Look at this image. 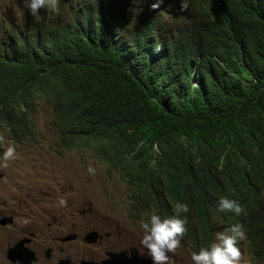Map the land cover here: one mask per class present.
Masks as SVG:
<instances>
[{
  "label": "trees",
  "instance_id": "16d2710c",
  "mask_svg": "<svg viewBox=\"0 0 264 264\" xmlns=\"http://www.w3.org/2000/svg\"><path fill=\"white\" fill-rule=\"evenodd\" d=\"M98 1L0 19V126L33 141L43 101L61 150L93 148L120 173L133 217L187 204L183 242L198 248L213 216L236 220L219 199L236 200L264 260V0H195L170 46Z\"/></svg>",
  "mask_w": 264,
  "mask_h": 264
},
{
  "label": "clouds",
  "instance_id": "9594fccd",
  "mask_svg": "<svg viewBox=\"0 0 264 264\" xmlns=\"http://www.w3.org/2000/svg\"><path fill=\"white\" fill-rule=\"evenodd\" d=\"M61 1L63 3H66L67 0ZM194 1L195 0H100L98 2H100L103 6L106 3H111L112 6L114 4V9L124 7V12H118L117 10L115 12L121 13V15L125 14L124 16L128 17L129 21H131V23H133V26L138 30L149 31L153 34H158L160 31L164 30L165 32L159 39V42L163 41V45H165V42H168L170 46L180 40L182 31H184L186 29V26L190 24V17L193 14V11H190V9ZM217 1L218 0H215V2ZM59 3L60 0H20L18 3H16L15 9L11 14L19 15L24 11H28L37 21H39L41 19L39 15L41 11L49 10L51 12L58 13L60 10ZM11 14L8 16V18L2 17L0 19L9 20ZM214 14L215 13L213 11V15ZM126 37L128 38L129 35L126 34ZM200 59L201 57L198 58V62L200 61ZM39 102L40 100L37 101V103ZM35 138L33 141L29 142H34ZM3 142L4 137L0 135V143ZM78 150L95 151L96 160L103 165L106 175L109 177L119 176L121 178L120 173L117 172V170H112V168L108 167L107 163L104 160L98 158V152H96V150L93 148H79L67 152ZM60 151L66 152V150L61 149ZM15 158L16 150L13 146L9 145L3 152L2 158H0L2 159V164H0V166L7 167L8 162ZM95 171L96 170L92 167H89L88 169L89 175H95ZM121 180L126 186V197L128 201L126 207L128 216L127 218L135 223L140 224V227L142 229L141 238H136V235L133 234L129 235L125 231H123V237L127 238L125 240V242L127 243L131 236L135 244L143 250V254L146 253V255L143 256L142 253L139 254V252H137L135 249H132L130 258H132L133 256L135 257V259L143 258L145 260H148L149 264H187L181 261L182 258L178 255V250L184 247L188 248V250L191 252V261L189 262V264H250L249 260L242 253L243 250H248L251 259L255 264H264V260H259L253 254L254 250L252 248L251 240L249 236L246 235L245 231L248 227V224L243 214L244 208L236 200L221 197L218 201L217 207L218 212L234 213L236 220L234 222H229L224 218H221L220 215L213 216V224L211 226L212 236L209 239L205 240V243H207V245H200L198 246V248H193L189 243L183 242V239L187 235L188 231V220L186 216L182 217V214H187L189 212V207L187 204L176 203L173 208L174 214L171 212L170 216H165V214L159 215L156 213V211H153L151 207L141 206L142 208H139V214L137 215V217H133L136 212L134 210L131 213L129 212V205L131 204V200L128 196V187L122 178ZM14 198L15 197H6L5 192H0V200L6 199V203L11 202V199ZM26 201L28 202L29 200ZM76 201H70V204L73 203L78 206L79 202ZM82 203L86 208L88 202L87 204H85L86 202ZM59 204L60 206H67V201L62 198L59 200ZM35 205L37 207L39 206V204ZM10 221V217L0 214V225H8L10 224ZM25 223H28V221L26 220ZM218 225L221 227L222 231L216 232ZM100 239L101 236L99 235L97 242ZM97 242L95 244H97ZM125 242H123V244ZM20 243H22V247L27 248L23 245L22 241ZM19 244H16L14 247L8 249L7 252L9 250H15V248ZM95 244H92L90 246H93ZM27 249L32 252L29 248ZM7 252L5 254V257L7 260H9L7 258ZM121 252L125 253V251L123 250L120 252H115V254H119ZM123 255L125 256V254ZM108 257L109 253L106 254L105 259H107Z\"/></svg>",
  "mask_w": 264,
  "mask_h": 264
},
{
  "label": "rangeland",
  "instance_id": "374dc122",
  "mask_svg": "<svg viewBox=\"0 0 264 264\" xmlns=\"http://www.w3.org/2000/svg\"><path fill=\"white\" fill-rule=\"evenodd\" d=\"M19 1L0 0V18H8ZM29 116L36 131L34 142L15 144L6 129L0 126V135L4 137V142L0 143V158L9 145L16 150V158L9 161L7 167L0 166V192H5L6 197L23 198L39 204L45 221L55 227L69 228L73 225L79 230L83 222H88L89 229L95 230L116 221L127 234L141 238L140 224L127 218L126 186L121 178L107 176L93 150L60 151L57 147L58 135L52 125L51 106L40 101L32 107ZM89 167L96 170L95 175H89ZM62 198L67 202L77 200L78 210L85 207L82 202H88L86 208L90 209V213L70 216L68 206L59 204ZM218 231H222L219 225ZM126 239L123 238V242ZM178 252L181 261L189 264L191 252L188 248L183 247ZM242 253L250 264H255L248 250Z\"/></svg>",
  "mask_w": 264,
  "mask_h": 264
},
{
  "label": "flooded vegetation",
  "instance_id": "af4514ba",
  "mask_svg": "<svg viewBox=\"0 0 264 264\" xmlns=\"http://www.w3.org/2000/svg\"><path fill=\"white\" fill-rule=\"evenodd\" d=\"M6 201L0 200V214L10 217L11 221L8 225H0V264H20L7 260L5 254L21 241L34 253L36 261L32 264H59L61 260H69L71 264H80L82 261L101 262L107 253L123 250L126 258H130L132 249L143 256L146 255L131 236L128 242L123 244L124 229L116 221H110L95 229L101 239L97 244L90 246L84 242L85 234L90 231L88 222H83L79 230L73 225L69 228L55 227L53 223L45 221L41 207L24 199L14 198L9 203ZM67 206L70 216L90 213L89 208L78 210L77 205L70 204V201ZM26 220L28 223H25ZM65 238L69 240H64ZM96 250H99V253H96Z\"/></svg>",
  "mask_w": 264,
  "mask_h": 264
},
{
  "label": "water",
  "instance_id": "95a60500",
  "mask_svg": "<svg viewBox=\"0 0 264 264\" xmlns=\"http://www.w3.org/2000/svg\"><path fill=\"white\" fill-rule=\"evenodd\" d=\"M99 238V235L95 231H90L85 234L84 242L88 245L95 244ZM64 240H69L65 238ZM124 252L119 254L109 253V257L101 262H93V261H82L80 264H149L148 260L143 258L135 259L133 256L130 259L125 258L123 255ZM7 258L13 262H20L21 264H31L35 262L36 259L32 252H30L27 248L22 247V243H20L15 250H9L7 252ZM14 258V259H13ZM59 264H71L69 260H61Z\"/></svg>",
  "mask_w": 264,
  "mask_h": 264
}]
</instances>
